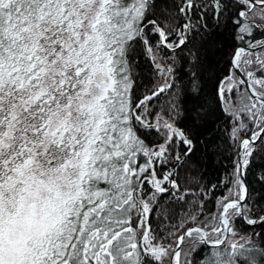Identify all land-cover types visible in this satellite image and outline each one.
<instances>
[{
  "label": "snow or ice",
  "instance_id": "obj_1",
  "mask_svg": "<svg viewBox=\"0 0 264 264\" xmlns=\"http://www.w3.org/2000/svg\"><path fill=\"white\" fill-rule=\"evenodd\" d=\"M0 264H264V0H0Z\"/></svg>",
  "mask_w": 264,
  "mask_h": 264
}]
</instances>
